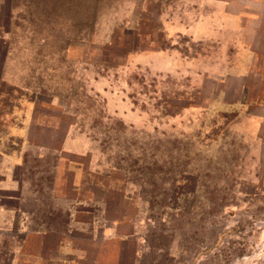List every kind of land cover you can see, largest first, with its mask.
<instances>
[{"label": "rangeland", "instance_id": "1", "mask_svg": "<svg viewBox=\"0 0 264 264\" xmlns=\"http://www.w3.org/2000/svg\"><path fill=\"white\" fill-rule=\"evenodd\" d=\"M0 264H264V0H0Z\"/></svg>", "mask_w": 264, "mask_h": 264}]
</instances>
